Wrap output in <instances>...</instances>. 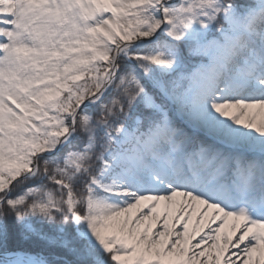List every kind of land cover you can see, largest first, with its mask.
<instances>
[{
	"label": "snow or ice",
	"instance_id": "1",
	"mask_svg": "<svg viewBox=\"0 0 264 264\" xmlns=\"http://www.w3.org/2000/svg\"><path fill=\"white\" fill-rule=\"evenodd\" d=\"M0 264H264V0H0Z\"/></svg>",
	"mask_w": 264,
	"mask_h": 264
}]
</instances>
